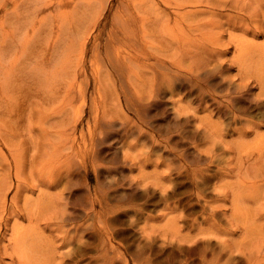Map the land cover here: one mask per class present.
I'll list each match as a JSON object with an SVG mask.
<instances>
[{
    "label": "rangeland",
    "instance_id": "1",
    "mask_svg": "<svg viewBox=\"0 0 264 264\" xmlns=\"http://www.w3.org/2000/svg\"><path fill=\"white\" fill-rule=\"evenodd\" d=\"M76 1V6L68 1L56 11L39 14L47 20L34 29L29 25L11 34L31 41L27 53L18 46L17 54L8 56L16 62L15 76L22 75L23 62L46 54L51 41L46 32L53 26L49 19L62 14L59 50L53 55L59 56L56 81L61 92L55 100L42 102L55 92L53 76L37 84L17 81L15 101L26 95L42 103H26L34 119L13 125L16 133L5 137L10 146L0 138V175L7 170L15 182L20 174L30 187L37 183L33 178L48 181L24 190L19 205L25 197L37 200L39 190H47L66 217L61 229L53 231L45 227V210L38 215L46 243L35 264H55L54 255L60 264H247L241 253L248 252L242 244L243 215L230 224L222 213L230 216L232 191L243 188L241 210L252 213L247 223L256 228L249 238L264 246V14L257 15L255 9L264 6V0ZM8 7L0 10V21L6 24L17 20L11 10L22 17L32 15V3L21 0L18 8L13 2ZM173 8L185 14L213 8L224 19L242 15L248 31L227 32L225 27L214 35L222 32L229 43L228 58L235 56L232 36L253 42L243 68L224 62L196 72L186 66H193L189 63L172 65V46L164 42L167 52L158 47L161 22L174 18ZM212 18L206 12L181 22ZM146 25L154 48L144 47ZM54 59L44 67L53 69ZM176 99L181 100L179 108L173 105ZM235 127L252 133L237 135ZM196 130L209 135L195 139ZM195 145L216 156L211 166L210 159L199 163ZM13 154L26 161L18 171ZM206 167L214 180L205 187L204 205L198 184ZM161 173L167 176L164 182L156 179ZM50 179L56 184L50 185ZM157 183L177 193L164 201ZM13 193L12 187L9 197ZM195 204L204 213L201 209L189 214ZM209 206L220 211L213 221L206 219ZM14 223L29 224L11 218L9 226ZM190 237L197 245L192 249Z\"/></svg>",
    "mask_w": 264,
    "mask_h": 264
},
{
    "label": "bare ground",
    "instance_id": "2",
    "mask_svg": "<svg viewBox=\"0 0 264 264\" xmlns=\"http://www.w3.org/2000/svg\"><path fill=\"white\" fill-rule=\"evenodd\" d=\"M68 1H71L73 3V6L77 5L76 0H23L24 4L32 3V15L29 14V16L22 17L20 16V12H18V10L13 13V10H11L10 13L13 16H15L14 13L17 14V16H15L17 17V20L11 22L12 24H6L5 21H0V138L9 146L10 143L6 141L5 137H9V135H13L16 133L13 125H18L24 120L32 122L34 119V113L31 109L28 108V106H26V103H39L41 101L32 99V97H27L26 95H23L22 99L15 101L13 90L17 86V81H33L37 84V82L41 78H45L46 81H49L50 78H47V76H53L55 78V80L53 81L56 82L55 92L52 97L42 98V102L55 100L61 92L60 88H58V82L56 81L58 80V74L60 73L58 61L59 56L57 55L56 57H54L53 55L55 54V50L57 52L59 50V38L61 35L60 22L62 14L52 15V18L49 19V22L52 23L53 26L46 32V34L51 37V41L48 43V47L46 48V54H35L33 57L34 59H32L29 63L23 62V64H21V67L24 69L22 75L20 74L15 76L14 63L16 62L15 60H8V56L12 55L13 53L17 54L18 46L23 48V54L27 53V51L29 50L28 46L31 41L27 37H24L21 39V41H19L18 39H15L11 34H17L18 32L26 30L29 25H31L32 29H34L37 24L43 23L47 20V17H44L43 15L40 17L39 14L43 13L44 11H49L50 9L56 11L59 9V7H61ZM12 2L14 3V8H18V6H20L21 0H0V10L9 8L8 5ZM181 9L182 8H173L175 14L174 18H169V20H167L168 22H161L162 29L161 31H159L161 37L159 39L160 46L158 47V50L161 52H167L164 42H168L170 46H172L171 50L173 51V53L168 55V61L171 62L172 65H180L181 67L185 65L184 63H189L193 66H186L196 72L206 70L211 67H216L217 65H224L227 62H235L236 64L240 65V69L243 68L244 61H248V55L251 49L254 48L252 46L253 42L247 41L246 39L241 40L232 36L231 41L233 46L235 47V56H233V58H228L229 43L223 41L224 37H222V32L221 34L217 33V35L219 36L214 35L215 30L220 32V29H223L225 27L227 28V32L238 31L239 29L243 28L248 31L249 27H247V25L244 23L246 20L242 15H236L235 17L227 16L224 19L222 13L218 11L213 12V8L197 9L193 14H185L181 11ZM255 9H257V15H259L260 13L264 14L263 4L261 5V8ZM206 12L212 14L214 18L210 19L209 21L204 20L201 23H186V21L181 22V20L200 16ZM92 26L93 24H90L89 29H91ZM146 28L147 25L143 29L144 47L154 48L155 44L153 41L155 40L151 39L152 33H147ZM208 30L210 32H208ZM253 32L254 34L258 35L261 31ZM34 35L35 34H33V36ZM9 37L13 38L14 40H9ZM148 38H150V40H148ZM53 59V69L45 68L44 65L47 64V62L52 61ZM43 75H45V77ZM222 80L224 81L225 78ZM260 85L261 90L264 91L263 78H261ZM262 94L264 95V92H262ZM201 99L204 98H200V100ZM180 101L181 100L179 99L174 100L173 105L176 108H179L182 105ZM232 114L233 117L235 116L234 119L236 123L237 115H234V112ZM196 119L198 120V117H196ZM202 119L203 118H201V120ZM56 125L59 126V124ZM254 126L255 125H252L251 127L253 132ZM213 127L218 133L220 132L216 128V126ZM252 130L245 129L242 132L240 131V129L235 127L232 132L239 133L240 131V134L237 135L241 136V134H243L242 136L245 137L247 134L252 133ZM46 133L49 132L46 131ZM207 135H209L208 131L196 130L193 132L192 137L202 140L207 137ZM195 147L198 148L200 152L199 163L202 164L204 161L206 162L208 159H210V163L208 164L211 166L215 161L216 156L211 155L210 151L208 150L203 151V148L199 145H195ZM13 158L15 167L18 171L21 165L25 164L26 161H18L15 154H13ZM30 160V172L31 174H33L32 165L35 163L36 159L32 157ZM208 167H206L205 169H201L202 171H204V174H202L201 181L198 184V196L204 200V205H206L207 203V200H205V187L214 180V176L209 174L210 170L208 169ZM9 174L10 173L6 170L4 174L0 175V264H35L37 262L36 257H39V255H43V244L46 243H44L43 240V231H41L40 226L37 223V221H40V217H38V215L43 210H45V227H50L53 231H58L61 229L64 221L66 220V217H64L63 214L60 213V206L58 205L60 204V202H53L51 198L52 196L48 195L47 190H39V196L37 200H33L30 197H25L23 199L24 201L21 207L19 205L20 201L18 199L24 190H28L30 188L34 189L35 186L41 187L43 185H47L48 181L40 179L37 180L33 178V181L37 183L34 185V187H30L26 184V181L22 179L20 174L16 175L15 182ZM157 178L159 182L160 180L164 182L167 179V176L161 173L159 177L156 176V179ZM168 180L170 181L171 178L169 177ZM49 183L50 185H55L56 180L50 179ZM157 184L160 185L161 192L164 193V201L167 200V198H169L170 196H173L177 193V191L175 190L168 191V189L164 188V185H162L163 183ZM12 187L14 188V193L11 197H9V191ZM243 191V188L234 189L232 191L233 202L230 216L226 212L221 213L226 218H228L230 224H235L234 220L237 219V216L243 215L246 236L242 239V244L244 248L248 250V252L242 250L241 253L243 254L244 260L247 264H264V246L260 242L252 241L249 238V236L252 237L253 233L256 232V228H251V226L247 223V221L250 219L249 215L252 213L244 212L241 210L242 207L239 201L242 200ZM209 207L211 209V214H209L208 218L206 219L213 221L215 220V217L218 215V213H220V211L215 208L213 209L212 206ZM200 210L203 213L205 211L202 206L200 207L199 204H195L189 208L188 213L196 214ZM11 218H24L28 221L29 224L27 226H19L17 225V223H14L12 226H9ZM2 226L5 227V232L3 235L1 233ZM8 231H10L9 237L8 235H6V232ZM188 240L194 242L193 237H190ZM192 244L194 245L188 246L189 249L197 246L196 241ZM230 251L231 253L233 252L232 249H230ZM46 257H48V255H46ZM52 260H54L55 264H60L56 255L52 257Z\"/></svg>",
    "mask_w": 264,
    "mask_h": 264
}]
</instances>
